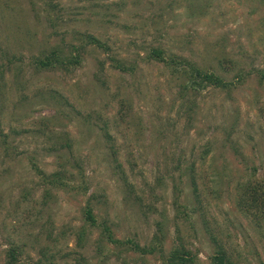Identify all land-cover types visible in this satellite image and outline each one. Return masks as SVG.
Returning <instances> with one entry per match:
<instances>
[{"label":"rangeland","instance_id":"obj_1","mask_svg":"<svg viewBox=\"0 0 264 264\" xmlns=\"http://www.w3.org/2000/svg\"><path fill=\"white\" fill-rule=\"evenodd\" d=\"M56 3L0 0V264H163L178 236L196 264L221 244L264 264L240 205L264 185V0ZM56 47L81 64L39 70ZM153 49L229 87L197 92Z\"/></svg>","mask_w":264,"mask_h":264},{"label":"trees","instance_id":"obj_2","mask_svg":"<svg viewBox=\"0 0 264 264\" xmlns=\"http://www.w3.org/2000/svg\"><path fill=\"white\" fill-rule=\"evenodd\" d=\"M48 3L52 7H58L56 0H48ZM89 38L90 44L96 45L105 50H110V48L105 44L101 43L97 38L93 36H87ZM58 47L52 49L48 54L43 57L36 58L35 64L39 70H50L55 69L57 66L68 68L71 64L80 65L81 60L80 56L77 58L70 59ZM152 58L163 62L171 67L178 73L183 74L184 78H187V83L193 88L201 90L204 89V85L207 83V86H213L216 88H228L229 84L225 78L216 74L210 70H202L196 64L187 61L186 59L172 57L168 58L165 56L164 52L161 49H153ZM169 59L170 62H169ZM118 68H121L120 61H118ZM175 64L171 63H177ZM125 70V69H124ZM264 78V75H262ZM65 147H71L70 143H66ZM63 174L56 173L50 182L52 184L60 183L63 184ZM57 188V187H56ZM240 205L244 208L245 212L249 215H252L257 222L264 221V185L261 183L250 184L242 190L240 194ZM87 221L91 226L97 225V218L94 216L91 208H87L85 211ZM104 234L106 235L107 241L110 243H116L112 233L109 228L105 227ZM178 244L174 246L171 250L169 256L164 259L163 264H196L197 257L188 249L183 239L178 236ZM137 246V245H136ZM218 246V245H217ZM137 248V247H136ZM137 249L140 250L138 247ZM142 250V249H141ZM227 249L224 245L218 247L217 253L211 257L212 264H234L230 256H228ZM18 262V254L16 250H11L9 252V264H16ZM40 264V263H35Z\"/></svg>","mask_w":264,"mask_h":264}]
</instances>
